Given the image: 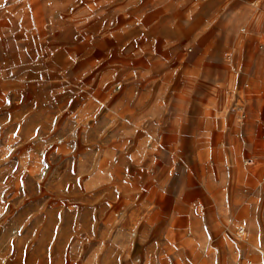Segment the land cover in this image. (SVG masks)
<instances>
[{"label":"rangeland","instance_id":"rangeland-1","mask_svg":"<svg viewBox=\"0 0 264 264\" xmlns=\"http://www.w3.org/2000/svg\"><path fill=\"white\" fill-rule=\"evenodd\" d=\"M261 4L0 0V264H264Z\"/></svg>","mask_w":264,"mask_h":264},{"label":"crops","instance_id":"crops-1","mask_svg":"<svg viewBox=\"0 0 264 264\" xmlns=\"http://www.w3.org/2000/svg\"><path fill=\"white\" fill-rule=\"evenodd\" d=\"M261 8H264V0H262ZM240 99H241V100H243V99H244V97H243V96H241V98H240ZM246 100H248V98L244 99V101H246Z\"/></svg>","mask_w":264,"mask_h":264},{"label":"built area","instance_id":"built-area-1","mask_svg":"<svg viewBox=\"0 0 264 264\" xmlns=\"http://www.w3.org/2000/svg\"><path fill=\"white\" fill-rule=\"evenodd\" d=\"M250 161V160H249Z\"/></svg>","mask_w":264,"mask_h":264}]
</instances>
